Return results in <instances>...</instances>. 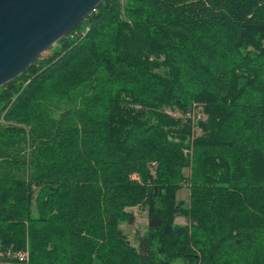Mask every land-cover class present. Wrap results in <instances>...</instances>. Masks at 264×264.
<instances>
[{
  "label": "trees",
  "instance_id": "obj_1",
  "mask_svg": "<svg viewBox=\"0 0 264 264\" xmlns=\"http://www.w3.org/2000/svg\"><path fill=\"white\" fill-rule=\"evenodd\" d=\"M49 49L0 88V250L264 264V0H103ZM200 103L184 178L191 125L166 110ZM135 207L138 248L119 228Z\"/></svg>",
  "mask_w": 264,
  "mask_h": 264
},
{
  "label": "water",
  "instance_id": "obj_2",
  "mask_svg": "<svg viewBox=\"0 0 264 264\" xmlns=\"http://www.w3.org/2000/svg\"><path fill=\"white\" fill-rule=\"evenodd\" d=\"M103 0H0V88L10 83Z\"/></svg>",
  "mask_w": 264,
  "mask_h": 264
},
{
  "label": "rangeland",
  "instance_id": "obj_3",
  "mask_svg": "<svg viewBox=\"0 0 264 264\" xmlns=\"http://www.w3.org/2000/svg\"><path fill=\"white\" fill-rule=\"evenodd\" d=\"M51 54V50H47L42 56L45 58ZM166 113L173 117L181 120L182 123L191 125V138H189V144L186 148L183 149V155L187 157L189 166L182 170V175L184 178H190L191 175V164L193 156V142L196 138L200 137L203 134L202 124L207 120V114L205 112V107L202 103L200 104H191V106L184 112L181 113L178 110H166ZM188 141V140H187ZM154 163H150L151 175H154ZM131 180L138 181L139 177L136 173L130 175ZM181 189L177 191L175 199L177 202H182L184 206H188L190 187L189 183L183 182ZM126 212L132 214L133 222L126 223L123 222L120 224L119 228L122 234L126 237L129 244L135 248H138L139 239L145 235L147 230V216L146 210L141 207L128 208ZM174 223L179 226L187 225L188 221L182 217H176ZM11 249L0 250V259L15 261L13 259H7L3 257V254ZM0 264H15L13 262H0ZM18 264V263H17ZM95 264H99L95 262ZM171 264H186L183 260H175Z\"/></svg>",
  "mask_w": 264,
  "mask_h": 264
},
{
  "label": "built area",
  "instance_id": "obj_4",
  "mask_svg": "<svg viewBox=\"0 0 264 264\" xmlns=\"http://www.w3.org/2000/svg\"><path fill=\"white\" fill-rule=\"evenodd\" d=\"M4 258L13 259L21 264H27L28 262V251H7L3 254Z\"/></svg>",
  "mask_w": 264,
  "mask_h": 264
}]
</instances>
